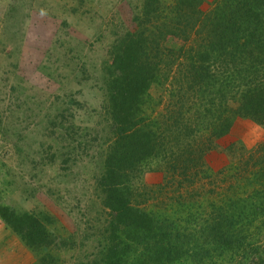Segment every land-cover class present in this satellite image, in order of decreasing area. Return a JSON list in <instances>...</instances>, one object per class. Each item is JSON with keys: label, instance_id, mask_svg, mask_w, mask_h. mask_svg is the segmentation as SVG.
<instances>
[{"label": "trees", "instance_id": "16d2710c", "mask_svg": "<svg viewBox=\"0 0 264 264\" xmlns=\"http://www.w3.org/2000/svg\"><path fill=\"white\" fill-rule=\"evenodd\" d=\"M201 1L167 11L144 2L146 16L162 18L161 36L181 47L127 32L112 48L113 140L98 182L109 221L100 257L87 264H264V143L230 150L225 178L202 161L236 117L264 124V0H214L210 12L194 13ZM158 161L173 188L165 203L140 207L133 179ZM0 219L33 250L52 243L32 213L0 204Z\"/></svg>", "mask_w": 264, "mask_h": 264}, {"label": "rangeland", "instance_id": "374dc122", "mask_svg": "<svg viewBox=\"0 0 264 264\" xmlns=\"http://www.w3.org/2000/svg\"><path fill=\"white\" fill-rule=\"evenodd\" d=\"M157 1L166 11L179 9V0ZM144 2L0 0V204L34 214L52 236L50 246L33 250L0 219V264H87L100 257L109 221L98 182L113 140L105 88L112 48L127 32L182 46L161 36L162 18L146 16ZM213 6L202 0L192 10ZM161 92L150 88L154 97ZM261 143L264 124L236 117L205 152L204 168L225 178L230 150L238 156ZM166 169L158 161L133 179L140 207L166 202L173 188Z\"/></svg>", "mask_w": 264, "mask_h": 264}]
</instances>
